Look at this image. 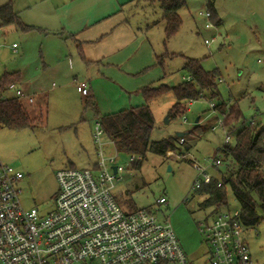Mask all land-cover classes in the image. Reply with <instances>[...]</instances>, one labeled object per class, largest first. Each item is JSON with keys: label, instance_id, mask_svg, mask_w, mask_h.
<instances>
[{"label": "rangeland", "instance_id": "obj_1", "mask_svg": "<svg viewBox=\"0 0 264 264\" xmlns=\"http://www.w3.org/2000/svg\"><path fill=\"white\" fill-rule=\"evenodd\" d=\"M185 1L179 10L182 25L168 41L161 0H139L126 7V10L138 12L128 18L130 23H141L140 27L150 38V43L147 41L145 48L140 50L147 65L135 75H124L120 66L94 63L92 70L109 68L115 76L92 80L93 98L77 90L74 75H68V71L67 75L47 80L42 86V82L37 81V70L42 68L41 44L24 38L29 35L21 31L1 28L5 35L0 37V77L5 71L23 70L27 85L38 82V88L31 91L33 101H25L30 116L36 119L34 125L22 129L0 126V157L24 173L25 177L19 183L23 205L28 209L38 207L43 213L50 212L59 189L57 172L68 167L94 169L96 166L99 157L93 130L101 113L118 112L147 103L143 95L146 86L179 85L189 75L185 66L191 59L200 60L206 70L218 68L221 72L218 97L211 98L206 92V97L184 101L182 107L185 110L175 116L171 115L177 101L173 91L148 103L155 118L152 141L185 132L188 133L190 150L171 152L168 157L148 153L140 167L137 164L141 156L134 154L136 160L132 162L128 154H121L118 162L125 166V170L117 175L113 191L125 211L158 208L161 218L170 219L189 261L211 264L208 257L210 246L199 227L212 217L213 208L200 205L205 195L194 189L198 170L191 159L193 156L205 163L206 158L216 156L217 149L224 145L225 131L212 129L223 117L211 106L212 103L238 101L244 115L239 128L250 124L257 116H261L264 125V0H212L222 23L217 24L211 19V28L206 27V19L199 13L210 11L209 1ZM13 42L20 45L17 52L11 48ZM153 50L159 57L163 55L164 64L157 56L152 58ZM165 52L169 53L168 57ZM73 57L72 65L75 60L78 65L85 64L77 51ZM75 74L79 79L87 77L82 72ZM25 86L26 83L22 82V87ZM198 123L204 131L190 134ZM234 142L235 136L231 143ZM219 169L224 172V164ZM208 171L219 175L216 168ZM161 196L167 197V204L157 203ZM227 199L223 211L240 210V204L229 187ZM260 214L264 218V212L260 211ZM247 239L254 259L264 263V219L247 232Z\"/></svg>", "mask_w": 264, "mask_h": 264}, {"label": "built area", "instance_id": "obj_2", "mask_svg": "<svg viewBox=\"0 0 264 264\" xmlns=\"http://www.w3.org/2000/svg\"><path fill=\"white\" fill-rule=\"evenodd\" d=\"M199 13L205 17L206 27H213L212 12ZM206 43L210 45L208 40ZM8 90L16 98L33 101L17 82H11ZM77 90L84 96L90 93L86 81L77 82ZM211 106L216 110L217 104ZM223 118L213 130L226 128ZM93 138L99 157L96 166L59 170L55 206L47 213L23 205L19 183L24 173L0 157V264H192L170 219L161 218L158 208L128 212L119 205L113 191L117 175L125 170L118 162L123 153L99 120ZM232 140L231 132L226 131L224 145ZM219 150L205 163L192 157L198 170L194 189L211 183L214 175L208 170L224 164ZM129 160L134 162L136 156L130 155ZM157 203L167 204L168 199L161 196ZM199 230L210 246L211 264H258L247 239L250 229L239 218V211L222 210L200 224Z\"/></svg>", "mask_w": 264, "mask_h": 264}, {"label": "trees", "instance_id": "obj_3", "mask_svg": "<svg viewBox=\"0 0 264 264\" xmlns=\"http://www.w3.org/2000/svg\"><path fill=\"white\" fill-rule=\"evenodd\" d=\"M185 4V0H161L163 19L166 22V39L178 33L182 25L179 10ZM209 6L213 10L211 3ZM0 19L3 26L21 25L12 2L0 7ZM22 29H24L23 26ZM158 60L164 64L163 56H160ZM185 69L190 79L173 87L165 84L158 87L146 86L143 89V95L147 103L118 112L102 114L98 118L106 135L116 140L121 152L141 156L142 159L139 160L137 167L141 166L148 153L168 157L171 152L182 153L191 148L186 137L188 133L181 137L175 135L160 141H152L155 118L149 102L166 92L173 91L177 101L171 115L175 116L185 110L182 107L184 101L197 100L204 97L206 92H209L211 98L220 95L218 81L221 72L218 68L206 70L200 60L191 59L186 63ZM14 78V74L4 75L0 90L3 91ZM215 108L222 116L224 115V126L229 130L235 129L244 117L239 102L236 100L232 103L222 100ZM35 121L36 119L30 116L27 106L21 99L0 97V126L22 129L32 127ZM202 131H204L202 126L197 124L190 134H198ZM182 138L185 139L183 143L180 142ZM219 151L224 159L225 171L222 172L220 167L217 168L219 175L215 174L211 183L196 189L205 195L200 205L203 208L212 207L213 215L222 211L228 204L229 187L240 204L239 218L249 229H252L264 219L260 214V211L264 212V125L259 122L243 126L237 132L235 142L225 144Z\"/></svg>", "mask_w": 264, "mask_h": 264}, {"label": "crops", "instance_id": "obj_4", "mask_svg": "<svg viewBox=\"0 0 264 264\" xmlns=\"http://www.w3.org/2000/svg\"><path fill=\"white\" fill-rule=\"evenodd\" d=\"M136 1L139 0H0V7L12 2L21 22V25L10 24L3 26L0 19V28L8 27L21 31L25 35H29L24 36V38L34 39L41 44L42 68L37 70L39 73L37 81L42 82V86L47 80L67 75L68 71V75H74L76 85L79 81L88 83L90 92L88 97L93 98L94 90L91 81L115 76L109 68L92 70L91 67L94 63L120 66L123 68L124 75H135L143 70L142 66L145 68L147 65V59L140 54V50L145 48L146 42L150 38L148 39L146 32L140 27L141 23L138 25L131 24L128 19L138 12L134 9L126 10V7ZM208 1L209 4L213 5V10L210 8V11L214 17L212 16L213 18L211 19H215L217 24H221L222 19L217 15L213 1ZM162 20L164 21L163 27L165 31L166 22L163 17ZM22 26L24 29H22ZM3 35L0 37H3ZM166 40L168 41L169 39ZM148 42L150 43V41ZM13 43L11 48L14 52H17L20 45L18 44V48L15 50ZM74 51L79 53L85 64L79 63L78 65L76 60L73 61V65L71 64L74 59ZM153 52L152 58L153 56L159 58L154 50ZM166 53L164 55L168 57L169 53ZM79 71L87 77L79 79L78 75L75 74L76 72L81 74ZM6 74H14L15 78L12 82H17L21 87L22 82H25L26 88L22 87V89L29 97H32L31 91L38 88V82L27 85V75L23 70L5 71L0 77V83L2 77ZM186 79H190L189 75ZM52 85L55 86L54 83ZM0 92L1 95L6 96L5 99L16 98L15 92L8 90V85ZM21 100L26 103L27 98ZM259 122L262 123L261 116L254 117L250 124ZM244 126L246 125L244 124ZM242 127L239 128L237 126L233 130L222 129L225 133L229 130L233 136H236ZM95 149L97 152L96 144ZM130 155L132 154H128V156ZM255 261L258 264H263L258 260Z\"/></svg>", "mask_w": 264, "mask_h": 264}, {"label": "water", "instance_id": "obj_5", "mask_svg": "<svg viewBox=\"0 0 264 264\" xmlns=\"http://www.w3.org/2000/svg\"><path fill=\"white\" fill-rule=\"evenodd\" d=\"M197 121H198V120H197ZM177 135L181 137V136L185 135V132H179ZM116 169H117V168L114 167V170H115V171H116Z\"/></svg>", "mask_w": 264, "mask_h": 264}]
</instances>
